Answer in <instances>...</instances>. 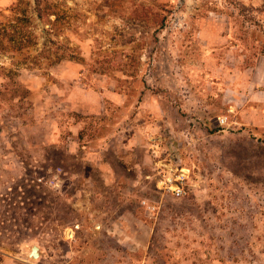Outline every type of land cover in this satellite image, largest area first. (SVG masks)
<instances>
[{"label":"rangeland","instance_id":"374dc122","mask_svg":"<svg viewBox=\"0 0 264 264\" xmlns=\"http://www.w3.org/2000/svg\"><path fill=\"white\" fill-rule=\"evenodd\" d=\"M42 1L77 58L0 55L23 67L0 71V264H264V127L231 108L264 0H0V24L37 37Z\"/></svg>","mask_w":264,"mask_h":264},{"label":"trees","instance_id":"16d2710c","mask_svg":"<svg viewBox=\"0 0 264 264\" xmlns=\"http://www.w3.org/2000/svg\"><path fill=\"white\" fill-rule=\"evenodd\" d=\"M48 9L44 2H41V7L37 9V27L41 30L40 34L35 37L32 33L29 35H23L22 31L27 23L23 24V19H14L9 24H0V55L10 56V46H18L21 44V48L16 49L19 55H23L22 59L28 61L29 58L25 57L27 53L19 52L20 49H30V44L33 40L36 44L42 43V51L39 53L40 59H37L39 67L43 65V60L48 59L51 64L60 63L65 60H73L77 58L73 48L69 42H65L67 39L62 40L58 35L53 34V31L58 27L59 18L57 17L52 21V16H58L54 11L46 12ZM46 12V16L44 13ZM49 18L48 20L45 18ZM51 27H48V26ZM10 50V51H9ZM21 59V60H22ZM23 67H17L16 69H9L7 67H0V71L11 73L13 77L18 76ZM7 76V75H6Z\"/></svg>","mask_w":264,"mask_h":264},{"label":"crops","instance_id":"0c3cea01","mask_svg":"<svg viewBox=\"0 0 264 264\" xmlns=\"http://www.w3.org/2000/svg\"><path fill=\"white\" fill-rule=\"evenodd\" d=\"M235 93L231 99L236 106L234 104L231 108L241 114L245 124L264 127V56L252 68L247 85Z\"/></svg>","mask_w":264,"mask_h":264},{"label":"built area","instance_id":"2783aa9c","mask_svg":"<svg viewBox=\"0 0 264 264\" xmlns=\"http://www.w3.org/2000/svg\"><path fill=\"white\" fill-rule=\"evenodd\" d=\"M226 119H222V123L224 124ZM191 171L188 168H183L178 173V177L174 179L173 177H167L163 181V188L170 192L176 194L177 197H182L186 194L185 184L190 178Z\"/></svg>","mask_w":264,"mask_h":264},{"label":"water","instance_id":"95a60500","mask_svg":"<svg viewBox=\"0 0 264 264\" xmlns=\"http://www.w3.org/2000/svg\"><path fill=\"white\" fill-rule=\"evenodd\" d=\"M30 257L31 259H37L40 257V248L38 246L33 247Z\"/></svg>","mask_w":264,"mask_h":264}]
</instances>
